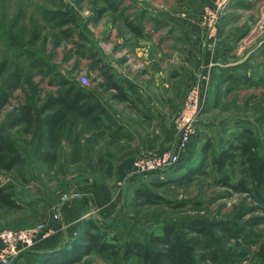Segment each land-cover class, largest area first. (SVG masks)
I'll use <instances>...</instances> for the list:
<instances>
[{"label":"rangeland","instance_id":"obj_1","mask_svg":"<svg viewBox=\"0 0 264 264\" xmlns=\"http://www.w3.org/2000/svg\"><path fill=\"white\" fill-rule=\"evenodd\" d=\"M150 1L0 0V91L12 70L20 76L0 107V133L20 156L10 172L0 171V194L11 200L0 204V231L37 224L50 231L11 264L65 254L84 231L106 234L112 248L66 264H170L161 257L165 238L188 264H264L263 188L244 178L238 163L222 173L212 163L244 128L264 162V0L221 7L204 0L197 8L181 0L180 18L196 19L207 59L192 82L181 73L169 94L144 91L151 78H141L147 66L134 56L137 38L150 35L171 4ZM71 86L99 105L96 121L70 113L50 138L42 136L40 106ZM191 88L201 110L178 163L136 170L138 156L174 145V123ZM21 107L33 109L32 125L11 127ZM200 165L202 175L176 181ZM129 243L137 252L127 251Z\"/></svg>","mask_w":264,"mask_h":264},{"label":"trees","instance_id":"obj_2","mask_svg":"<svg viewBox=\"0 0 264 264\" xmlns=\"http://www.w3.org/2000/svg\"><path fill=\"white\" fill-rule=\"evenodd\" d=\"M133 29L136 31L135 28ZM5 65L6 61L0 64V76L6 69ZM19 81L20 76L18 71L15 69L12 70L6 81L4 89L0 91V107L7 101L10 92L19 86ZM109 86L110 88L118 89L114 82H110ZM118 93V98L123 100L124 96L120 91H118ZM87 101L88 94L86 91L82 87L75 88L72 86L59 92L56 96L48 98L47 101L40 106L39 113L43 115L40 120V114H37L41 135L50 138L51 134L62 123L64 117L70 113H75L82 118L95 122L96 118L93 115L97 111L99 105L96 103L89 104ZM32 112V108L21 107L16 115H13L9 125L14 127L24 123L27 126H31V119L33 117ZM44 113L47 114L44 115ZM236 139L238 140L237 143L229 144L226 150H221L218 156L212 160V163L216 167L215 171L222 173L223 169L228 164L238 163L243 169V177L248 179L249 182L262 187L264 190V162H258L257 143L253 133L244 128ZM204 157L202 162L206 159ZM19 161L20 156L16 149H14L0 133V171L10 172L14 166L19 163ZM203 173L204 171L202 165L197 167L194 166L185 174L177 178L176 181L183 183L186 182V180H190L191 178L202 175ZM221 182L222 185H226L227 183L224 178ZM146 201L155 202L149 198H146ZM0 204L10 205L11 200L7 195L0 194ZM92 227L95 229L94 226ZM105 235L106 234L98 232L92 233L84 231L78 239L71 243L69 250H66L67 252H65V254L59 256L58 253L55 257L50 256L39 264H66L67 261L75 262L78 261L81 256L86 255L90 251H95L98 254L106 253L110 248H112V244L105 241ZM135 246L137 245H131V243H129L126 246V249L128 252H137V249L134 248ZM165 248L166 249L161 257H165L170 264L189 263L186 262L188 258L186 257L185 252L175 248L174 245H169L168 238H165ZM261 253H263L264 256V248L261 249ZM158 256L160 255L158 254Z\"/></svg>","mask_w":264,"mask_h":264},{"label":"crops","instance_id":"obj_3","mask_svg":"<svg viewBox=\"0 0 264 264\" xmlns=\"http://www.w3.org/2000/svg\"><path fill=\"white\" fill-rule=\"evenodd\" d=\"M162 1L151 0L150 2L156 8H162ZM169 1L171 4L168 9L159 11L164 16L161 20L158 19L161 23L155 30H151L146 38H137V45L134 47V56L137 59H143L142 61L145 60L147 66L141 78L147 76L151 78V81L145 85V92L148 90L169 94V91L177 85L178 76L181 73L186 76L189 83L195 76V69L205 67L207 53L202 47L203 36L196 19H187L188 14L186 19L180 18L181 0ZM204 2V0H186L183 3L184 6L190 4V7L197 8ZM148 27L146 25L144 31L148 32ZM113 65L116 67L115 64ZM162 97L165 98V96ZM168 133L171 136L170 130ZM52 245L54 244L48 242L46 249L52 248Z\"/></svg>","mask_w":264,"mask_h":264},{"label":"built area","instance_id":"obj_4","mask_svg":"<svg viewBox=\"0 0 264 264\" xmlns=\"http://www.w3.org/2000/svg\"><path fill=\"white\" fill-rule=\"evenodd\" d=\"M227 0H215V4L221 7ZM83 85L88 83L86 76L79 77ZM201 110V97L197 88H191L188 92L182 108L174 123L175 143L152 156L140 155L134 162L136 170L147 172L153 170H167L178 163L181 153L186 149L194 133L195 123ZM66 197H62V202ZM58 212V211H57ZM52 218L56 219L58 214ZM50 234V231L42 224H37L24 229L0 231V264L11 262L31 249L36 241Z\"/></svg>","mask_w":264,"mask_h":264}]
</instances>
